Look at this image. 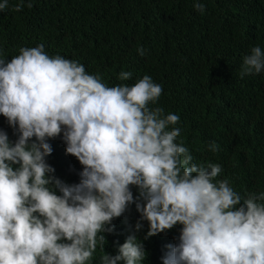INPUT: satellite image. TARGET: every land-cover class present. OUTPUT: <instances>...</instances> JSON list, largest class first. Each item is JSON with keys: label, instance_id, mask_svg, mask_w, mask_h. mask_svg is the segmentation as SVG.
Listing matches in <instances>:
<instances>
[{"label": "clouds", "instance_id": "9594fccd", "mask_svg": "<svg viewBox=\"0 0 264 264\" xmlns=\"http://www.w3.org/2000/svg\"><path fill=\"white\" fill-rule=\"evenodd\" d=\"M8 6L0 0V11ZM25 6L32 0H18L13 10ZM193 7L205 10L199 2ZM5 57L0 50V115L16 139L0 128V264H92L97 248L100 264H144L140 221L148 224L144 239L167 233L158 240L167 249L162 264H264V191L242 196L217 179L220 164L192 163L189 148L177 142L180 117L152 107L163 88L151 76L108 86L43 44ZM260 73L264 48L257 45L239 75ZM57 136L82 165L78 183L56 177L47 162L48 141ZM133 203L140 221L116 254L105 252V233H115L114 221Z\"/></svg>", "mask_w": 264, "mask_h": 264}, {"label": "trees", "instance_id": "16d2710c", "mask_svg": "<svg viewBox=\"0 0 264 264\" xmlns=\"http://www.w3.org/2000/svg\"><path fill=\"white\" fill-rule=\"evenodd\" d=\"M195 2L204 4L203 13ZM16 3L9 0L0 11V50L6 60L22 47L43 44L49 55L79 61L108 86L151 76L163 88L152 107L180 117L177 142L189 148L192 163L220 164L217 179H228L242 196L264 191V73L239 75L251 48H264V0H32V8L19 12L13 10ZM139 47L145 55L138 54ZM122 71L132 78L121 81ZM0 128L16 139L2 115ZM48 143L54 175L78 183L82 165L66 153L62 137ZM212 143L218 145L215 152L209 149ZM131 190L135 198L136 187ZM137 221L133 203L114 221L115 233H105V252L116 254ZM140 222L136 235L147 252L144 264H162L167 249L158 248V240L167 233L144 239L148 224ZM102 254L97 248L92 264H100Z\"/></svg>", "mask_w": 264, "mask_h": 264}]
</instances>
